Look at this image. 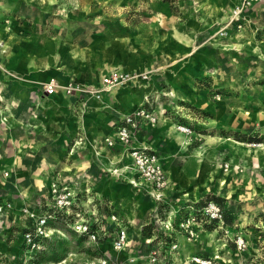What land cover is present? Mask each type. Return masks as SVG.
Returning <instances> with one entry per match:
<instances>
[{
	"label": "rangeland",
	"instance_id": "rangeland-1",
	"mask_svg": "<svg viewBox=\"0 0 264 264\" xmlns=\"http://www.w3.org/2000/svg\"><path fill=\"white\" fill-rule=\"evenodd\" d=\"M238 1L158 0L125 7L131 21L149 20L152 8L159 12V68L99 100L81 93L68 98L71 115H48L47 147H0V264H264V0H250L240 32L229 28L218 38ZM65 3L64 9L74 6ZM90 5L104 14L120 11L110 0ZM172 15L190 28V47L170 33ZM129 89L128 98L139 104L126 114L146 106L155 117L139 125L130 145L150 149L162 164L168 185L159 198L127 182L119 169L127 163L124 148L106 147L108 131L86 123L95 102L114 104L112 94ZM72 122L79 123L73 132L78 143L64 140L62 147L65 137L73 138ZM46 150H58L60 162L24 161ZM37 181L44 185L36 187ZM54 184L69 193L63 209L53 205ZM206 202L220 207L222 222L205 215ZM43 212L52 214L47 235L31 250L23 236L32 228L31 214ZM112 215L127 232L121 249L114 247ZM240 237L244 248L236 244Z\"/></svg>",
	"mask_w": 264,
	"mask_h": 264
},
{
	"label": "crops",
	"instance_id": "crops-1",
	"mask_svg": "<svg viewBox=\"0 0 264 264\" xmlns=\"http://www.w3.org/2000/svg\"><path fill=\"white\" fill-rule=\"evenodd\" d=\"M64 2L71 3L73 8L64 9ZM92 2L94 0H0V41L5 49L0 52V64L7 72L0 70V147H47L43 144V135L48 115H71L65 106H70L72 102L68 98L71 97L62 92L51 96L42 93L41 84L51 78L61 83L74 80L96 86L110 71L137 73L159 68L156 45L161 28L159 18L155 17L159 12L152 8L149 20L131 21L124 10L129 3L157 5L158 0H110L119 5L120 11L106 14L92 10ZM238 2L232 4L226 15ZM168 13L170 17L171 11ZM163 17L166 19L165 14ZM172 17L170 33L178 42H184L183 47H190V28L181 23L179 16ZM168 22L170 20L165 23L167 27ZM132 89L124 95L114 92L111 96L114 104L95 102L91 108L95 115L86 122L89 129L108 131L106 136L111 134L113 123L139 104L136 99L128 98ZM111 109L122 114L114 116ZM78 124L72 122L71 137L74 131L77 133ZM97 133L100 132L95 136ZM69 139L78 142L74 137H65L62 147L64 140ZM90 140L94 141V137ZM58 153V150H46L36 156L31 152L24 161L30 164L37 160L39 163L60 162L63 155L58 157ZM32 168L26 172L30 174ZM12 170L14 172L15 168Z\"/></svg>",
	"mask_w": 264,
	"mask_h": 264
},
{
	"label": "built area",
	"instance_id": "built-area-1",
	"mask_svg": "<svg viewBox=\"0 0 264 264\" xmlns=\"http://www.w3.org/2000/svg\"><path fill=\"white\" fill-rule=\"evenodd\" d=\"M250 0H239L233 9L228 14L224 25L217 30L216 35L218 38L225 36L227 29L233 28L237 31L245 27V10L250 6ZM232 30V29H231ZM0 52H5L3 43L0 41ZM0 70H6L0 64ZM7 73V72H6ZM138 79H147L145 73H124V72H110L102 76L98 86L83 85L79 82L71 80L66 83H61L57 79L51 78L47 82L41 84V91L45 96H51L57 92H62L65 96H75L77 94H84L91 96L94 99H101V94L117 89L128 83H132ZM143 121L155 122V117L146 108V106L138 107L135 111L125 114L122 118L117 120L112 125V133L104 137L103 144L112 148L121 146L125 150V157L127 163L123 165L121 172L127 174V182L137 189H144L150 195L159 198L163 190L168 185V180L164 173L162 164L160 163L157 155L146 147L131 146V140L134 138V133L137 131L139 125ZM78 143V142H75ZM119 169L111 167L110 171L114 173L119 172ZM52 193L54 195L53 205L56 208L63 209L69 204V193L66 189L57 191V187L52 185ZM205 215L213 221L222 222V210L213 202H206L203 207ZM32 228L25 232L23 238L29 249L36 248L39 244L38 241L47 235V226L52 217V214L43 212L40 215H32ZM111 219L117 224V237L114 241V247L121 249L126 245L127 232L123 228L118 218L115 215ZM83 233L91 235L94 239L95 235L90 232L87 225L82 224ZM239 248H244V240L240 237L236 241ZM153 262L156 260L153 256Z\"/></svg>",
	"mask_w": 264,
	"mask_h": 264
},
{
	"label": "bare ground",
	"instance_id": "bare-ground-1",
	"mask_svg": "<svg viewBox=\"0 0 264 264\" xmlns=\"http://www.w3.org/2000/svg\"><path fill=\"white\" fill-rule=\"evenodd\" d=\"M114 72H118V70L117 71H114ZM110 73V72H109ZM118 73H120V72H118ZM137 74V73H136ZM139 74V73H138ZM174 91V90H173ZM189 95H191L190 93H189ZM178 96H180V99H184V98H182V96L180 95V94H178ZM192 96V95H191ZM191 96H188L187 97V99L188 100H190V101H193L192 100V98H191ZM194 98V97H193ZM105 107H106V105H105ZM115 108V107H114ZM111 112H112V114L114 115V116H120L122 113L120 112V111H118V110H114V109H111ZM37 186L39 187V188H41L43 185H44V183L42 182V181H37ZM26 194H24V196H25ZM137 204V203H136ZM250 216H253V212H251L250 213ZM132 218V217H131Z\"/></svg>",
	"mask_w": 264,
	"mask_h": 264
},
{
	"label": "trees",
	"instance_id": "trees-1",
	"mask_svg": "<svg viewBox=\"0 0 264 264\" xmlns=\"http://www.w3.org/2000/svg\"><path fill=\"white\" fill-rule=\"evenodd\" d=\"M62 211V210H61ZM51 213H52V211H51Z\"/></svg>",
	"mask_w": 264,
	"mask_h": 264
}]
</instances>
